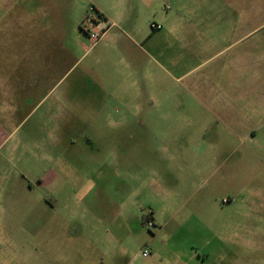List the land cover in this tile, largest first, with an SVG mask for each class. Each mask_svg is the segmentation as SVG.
<instances>
[{"label":"rangeland","instance_id":"1","mask_svg":"<svg viewBox=\"0 0 264 264\" xmlns=\"http://www.w3.org/2000/svg\"><path fill=\"white\" fill-rule=\"evenodd\" d=\"M214 1L0 0V264H264V0Z\"/></svg>","mask_w":264,"mask_h":264},{"label":"built area","instance_id":"2","mask_svg":"<svg viewBox=\"0 0 264 264\" xmlns=\"http://www.w3.org/2000/svg\"><path fill=\"white\" fill-rule=\"evenodd\" d=\"M101 23H103V22H101ZM101 23H99L96 20H92V21H90V23L88 25L89 26L88 29H86V33L89 35L90 39L94 40L95 43L98 42L104 34H106V31L104 29H101V33L96 31V29H98L100 27ZM152 28L153 29H161L162 26L153 24ZM149 225H152V223H149ZM142 255H143L144 258L149 257L150 256L149 250H147V249L144 250Z\"/></svg>","mask_w":264,"mask_h":264},{"label":"crops","instance_id":"3","mask_svg":"<svg viewBox=\"0 0 264 264\" xmlns=\"http://www.w3.org/2000/svg\"><path fill=\"white\" fill-rule=\"evenodd\" d=\"M209 1H212V2H215L214 0H205V2H207V5H208V2ZM213 5V4H212ZM211 12H212V14H216L215 12H214V9L217 11V5H216V3H215V5H213V6H211ZM214 8V9H213ZM210 12V13H211ZM245 25V27H246V29L244 30V31H248V33L246 34V35H244L242 38H245V37H248L249 35H251L254 31H255V29H254V25L252 24V22H248V20H245V19H243V24H242V26H244ZM244 27V28H245ZM212 43H213V45H216L217 46V40H213V41H211ZM192 43H196V41L194 40V41H192ZM216 57H217V54L215 55ZM213 57H211V58H209L208 59V61L209 60H211ZM208 61H206V62H208ZM202 76H205V75H202ZM214 99V101L216 102L217 101V97H214L213 98Z\"/></svg>","mask_w":264,"mask_h":264}]
</instances>
